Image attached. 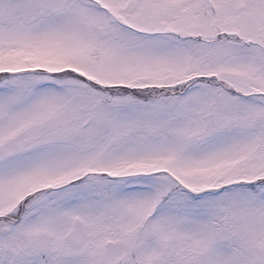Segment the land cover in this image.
<instances>
[{
    "label": "snow or ice",
    "instance_id": "6c2138e0",
    "mask_svg": "<svg viewBox=\"0 0 264 264\" xmlns=\"http://www.w3.org/2000/svg\"><path fill=\"white\" fill-rule=\"evenodd\" d=\"M0 264H264V0H0Z\"/></svg>",
    "mask_w": 264,
    "mask_h": 264
}]
</instances>
